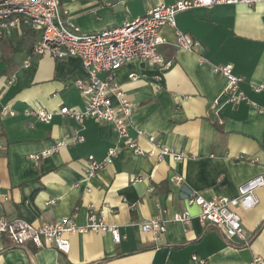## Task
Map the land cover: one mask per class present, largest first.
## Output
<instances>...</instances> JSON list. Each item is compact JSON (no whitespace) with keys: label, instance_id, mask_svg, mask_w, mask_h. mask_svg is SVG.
Returning <instances> with one entry per match:
<instances>
[{"label":"crops","instance_id":"obj_1","mask_svg":"<svg viewBox=\"0 0 264 264\" xmlns=\"http://www.w3.org/2000/svg\"><path fill=\"white\" fill-rule=\"evenodd\" d=\"M176 1L62 0V9L69 24L94 34ZM177 25L201 43L197 51L180 50L176 31L165 26L160 52L171 66L163 69L135 60L117 70L114 80L135 106L131 135L141 130L186 158L159 160L158 155H138L126 148L93 177H87L88 157L104 159L119 136L112 123L77 122L58 113L64 106H86L76 86L88 79L82 60L46 54L31 57L25 65L40 39L28 26L12 30L0 42V191L9 196L0 204L5 216L37 226L71 219L85 229L94 209L123 236L116 244L108 232L75 231L67 235L69 254L33 244L16 246L1 237L0 264H197L194 256L206 264H254L255 258H264V188L257 191L260 202L255 208L238 209L248 243L229 240L219 227L203 225L200 208L186 201L193 192L207 200L238 197L241 186L264 174V112L246 103L225 104L227 79L216 71L233 66L246 80L245 93L264 106V92L252 89L264 83V2L197 8L179 14ZM13 76L15 82L7 85ZM112 101L118 105L116 96ZM5 108L15 115L3 113ZM32 109L55 115L43 123L27 114ZM76 129L84 134V143L62 147L40 162L29 159L53 149ZM138 143L145 151L152 149L147 137H139ZM177 175L185 179L182 185L172 181ZM184 211L193 216L189 226L172 222L174 214ZM159 217L167 221V232L155 240L141 224Z\"/></svg>","mask_w":264,"mask_h":264},{"label":"built area","instance_id":"obj_2","mask_svg":"<svg viewBox=\"0 0 264 264\" xmlns=\"http://www.w3.org/2000/svg\"><path fill=\"white\" fill-rule=\"evenodd\" d=\"M260 2L264 0H177L170 5L158 4L144 16L127 22L121 27L85 34L78 26L68 23L65 18L67 12L62 9V0H0V42L10 36L12 30H21L22 27L28 26L40 33V39L34 45L25 65L30 64L31 57L46 54L57 59L78 57L82 60L88 79L86 82L78 81L76 86L85 96L86 106L83 110L64 106L58 113L69 116L77 122L93 120L112 123L119 136V141L108 149L104 159L97 160L94 155L88 157L87 177H93L112 165L121 150L126 148L133 149L138 155H158L159 160L169 156L181 162L186 158L185 154L162 145L154 136H146L141 130L137 131L136 137L131 135L135 106L120 92L114 80V73L135 60L158 65L163 69L169 68L172 62L166 61L160 52V47L165 43L161 36V30L165 26L176 31L177 47L180 50L197 51L201 43L178 29L177 17L183 12L225 5H255ZM107 5L110 6L112 3L107 2ZM216 71L227 79V87L224 91L225 104L236 107L246 103L259 113L264 112V106L250 99L242 89L246 80L234 73L233 66H221L216 68ZM14 82L13 76L7 80V85L11 86ZM252 89L256 94H261L264 92V83L253 84ZM113 96L117 97L118 105L113 104ZM213 108L219 109L218 100L213 102ZM3 113L15 115L8 108H5ZM27 114L43 123H50L55 115L54 112L45 109H32L27 111ZM142 136L148 138L152 146L151 150L145 151L139 146L138 138ZM85 141L84 134L76 129L72 136L60 141L53 149L31 154L29 159L40 162L62 147L75 146ZM172 181L182 185L185 179L177 175L172 178ZM260 188H264V174L256 176L241 186L238 197L207 200L200 193L193 192L186 201L189 206L200 208L199 220L203 225L217 226L227 239H238L242 243H248L238 209L246 211L255 208L260 202L257 194ZM0 200L8 201L9 196L1 194L0 191ZM192 220L193 216L189 211L176 213L172 218V222L186 226H189ZM166 224L167 221L159 217L143 222L141 229L144 233L152 235L155 240H160L167 232ZM75 231L108 232L116 244H120L123 240L119 227L106 224L94 209L89 213L86 228L80 229L71 219L38 226L23 218L8 219L0 204V238L5 237L16 246L33 244L39 249L54 248L69 254L71 243L67 235ZM193 261L197 264H206L204 260H199L196 256L193 257ZM254 264H264V258H255Z\"/></svg>","mask_w":264,"mask_h":264},{"label":"rangeland","instance_id":"obj_3","mask_svg":"<svg viewBox=\"0 0 264 264\" xmlns=\"http://www.w3.org/2000/svg\"><path fill=\"white\" fill-rule=\"evenodd\" d=\"M3 65L0 64V69H2Z\"/></svg>","mask_w":264,"mask_h":264}]
</instances>
